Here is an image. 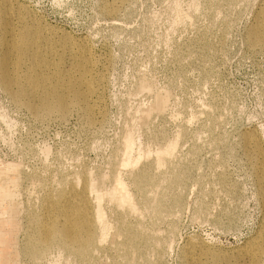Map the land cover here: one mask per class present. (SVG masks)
I'll use <instances>...</instances> for the list:
<instances>
[{
    "label": "rangeland",
    "instance_id": "obj_1",
    "mask_svg": "<svg viewBox=\"0 0 264 264\" xmlns=\"http://www.w3.org/2000/svg\"><path fill=\"white\" fill-rule=\"evenodd\" d=\"M16 1L49 30L48 37L81 42L97 78L87 120L77 105L64 117L36 116L10 97L0 76V173L17 181L12 212L0 214L6 238L0 264H126L127 257L130 264H190L183 252L192 242L209 257L235 262L264 217L255 152H245L242 137L251 132L264 154V45L247 40L264 0ZM156 98L164 99L162 110L144 117ZM126 133L134 140L131 156L142 159L135 169L118 165ZM172 139L173 153L156 166L155 148ZM137 168L149 170L156 185L136 187L131 177ZM79 170L107 190L100 202L106 237H97L86 261L57 245L30 256V218L40 213L45 195L68 187ZM119 174L136 213L110 197ZM121 222L136 237L120 256L112 241L122 239Z\"/></svg>",
    "mask_w": 264,
    "mask_h": 264
},
{
    "label": "bare ground",
    "instance_id": "obj_2",
    "mask_svg": "<svg viewBox=\"0 0 264 264\" xmlns=\"http://www.w3.org/2000/svg\"><path fill=\"white\" fill-rule=\"evenodd\" d=\"M254 19L252 26L248 30L247 40L249 44L261 46L264 45V12L255 16ZM47 31L49 30L41 25L39 19L30 11H27L26 7L20 5L16 0H0V76L3 84L7 90L11 92L12 96L10 97L19 99V102L22 100L28 110L30 109L31 111H29L35 113L36 116L37 114L45 115L56 113L64 117L72 106L77 105L80 107L79 109L82 110L81 114L89 120L92 112L90 107L92 102L91 99L95 93L96 86L94 83L97 78L95 74L96 64L88 57L85 47L83 48L81 42H77L70 37H48L45 33ZM53 45H57L59 49L54 50ZM54 57L57 58V61L54 60ZM13 88L16 89L14 90ZM164 103L165 101L163 98H156L151 106H148L149 108L143 110L142 113H144V117L149 115L151 111L162 110ZM242 137L247 147L245 152L247 153L249 148H252L255 152L252 163L255 165L254 172L255 178H257L259 182V189L263 192L264 206V154L260 153L257 146L254 145L251 132H243ZM175 141L172 139L166 142L164 147L155 148V157L154 160L151 161H155L154 163H156V166L158 163L162 165L164 160L161 161V163L160 160L174 150L173 148L177 146H175V143L177 144V141ZM133 144L134 140L131 133H126L121 148L122 158L118 165L130 167L137 163L134 165L136 167L139 162H137V160H142L137 159L140 158V155H138L140 153L137 154L139 156L137 158L131 156L130 152ZM147 155L151 156V153ZM148 157L149 156H146V158ZM142 158H144V156ZM144 166L146 165L144 164ZM138 168L135 170V173L133 172L134 176H130L131 179H133L134 185L139 188L143 186L154 187V185H156L155 178L148 172L149 170L143 171L144 169L141 170V168ZM7 170L13 171L14 167H8ZM119 170L121 169L119 168ZM120 174L119 176L114 175L113 177L114 184L108 191L110 197L115 200L119 206L132 210L130 212L134 211L133 213H136L138 208L135 207L132 201V196L128 192L129 189L127 190V186H125V183L121 180L123 176L119 178L121 176ZM129 174L130 173H128V175ZM16 182V180L9 178V176L7 177L4 173H0L1 216L4 213L10 215L12 212V200L14 197L13 188L16 186ZM78 183L79 187L77 186ZM159 186L157 188H159ZM106 191L107 190L101 187L97 182L96 178H93L86 171H80L76 179L70 180L68 187H64L54 194L45 195L42 200L40 213L30 218L31 221L29 226L31 232L27 240L28 242L26 241L28 243L26 248L28 254L32 257H38L53 245H57L62 251L75 253L77 258L81 261H86L89 258L88 256L91 255L92 251L97 247V237L103 239L107 235L108 224L104 219V212L100 203L104 196H106ZM157 192L158 191L154 193ZM147 196H149V194ZM153 205H155V202ZM5 220L9 219L6 218ZM125 224L121 222L118 228V234L122 235V239L118 241L117 238H114L112 241L114 246H118L119 249L122 250L120 256L121 254L125 255V253H128L135 244V233ZM97 229L99 230L98 233L96 231ZM123 231L129 232V234ZM4 235L5 232L0 225V245L4 244L6 240ZM198 243L192 242L187 244L189 246L187 249H184L185 251L183 252L185 259H187L190 264H204V261H202L203 259L206 262L210 259L211 263H217V257H209L206 251L202 252L203 246ZM197 249L200 250L201 253H196L195 250ZM197 254H199L198 257ZM263 254L264 217L262 219L261 230L257 236L247 240L242 250L234 254L235 262L231 261L229 257L219 256L217 258V264H238V262L242 260H246L247 264H259ZM69 258L71 259V257ZM80 260L78 262H80ZM130 262L132 261L127 257L124 263L130 264Z\"/></svg>",
    "mask_w": 264,
    "mask_h": 264
}]
</instances>
